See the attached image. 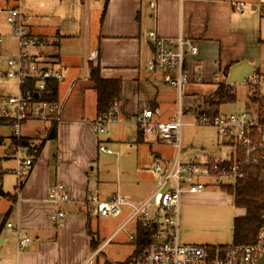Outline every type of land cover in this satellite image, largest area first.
I'll list each match as a JSON object with an SVG mask.
<instances>
[{"label":"crops","instance_id":"obj_1","mask_svg":"<svg viewBox=\"0 0 264 264\" xmlns=\"http://www.w3.org/2000/svg\"><path fill=\"white\" fill-rule=\"evenodd\" d=\"M14 1L6 0L5 9H14ZM78 1L85 30L84 42L78 49L71 41H80L81 37L71 30L70 21L64 23L66 29L60 28L62 20L69 19L68 12L52 17L55 24L49 34L45 33L50 31H42V26L28 15L30 6L25 14L31 46L36 49L29 53L37 63L63 74L58 88L62 109L56 140L45 143L21 189L16 190L18 165L14 156L10 155L4 161L0 159V264H85L93 255L92 264H95L93 260L99 250L119 227L101 244L92 239L86 231L87 220L92 217L90 198L98 196L103 201H110L121 194L139 205L157 189L160 178L155 167L166 170L173 159L164 149L166 145L175 148L156 134H140L136 126L127 122L139 113L143 103L154 107L157 120L176 118L165 116L161 105L175 108V98L165 102L162 97L168 90L178 95L177 90L163 81V74L148 70V64L154 58L148 38L150 31L165 38L182 35L198 47L197 55L187 59V71L193 80L184 86L181 100L183 95L187 98L198 96L200 105L216 90L217 84L236 81L234 73L238 70L242 71L244 82L264 75L261 24L252 12L256 7L246 8L247 4L263 0ZM239 3L243 4L241 9L236 7ZM45 45L50 51L47 54L43 52L45 48L40 47ZM90 63L100 65L103 78L122 81V117L119 122L109 124L102 135L93 129L97 112L96 92L89 80ZM198 77L202 82L196 81ZM206 86H211L209 91L200 94ZM244 89L246 109L250 92L246 87ZM178 101L179 96L177 109ZM12 109L6 111L14 115L15 108ZM36 123L30 120L23 124L25 138L34 140L45 134L49 123L39 126ZM29 124L31 127L27 128ZM101 143L112 154L100 152ZM222 143L227 142L224 139ZM215 153L216 149L210 147L204 157L181 162L220 161L231 155L215 159ZM10 160L12 165H8ZM7 175L14 178L15 194L4 191ZM114 179L115 185H112L110 180ZM60 183L65 185L70 201L56 206L49 201L48 195L50 188ZM204 183L203 191L185 193L181 198L187 208V218L191 220L209 221L220 217L217 210L221 207L234 205L233 196L219 189L214 179ZM8 196L15 197V201ZM58 210H62L65 217L59 223H53L51 215ZM8 223L13 227H8ZM192 233L201 239L200 244L195 245L227 246L218 241L219 237L208 234L207 229L197 230L194 226ZM19 238H30V241L19 248ZM92 241L98 245L96 250ZM134 252L135 248L132 256Z\"/></svg>","mask_w":264,"mask_h":264},{"label":"built area","instance_id":"obj_2","mask_svg":"<svg viewBox=\"0 0 264 264\" xmlns=\"http://www.w3.org/2000/svg\"><path fill=\"white\" fill-rule=\"evenodd\" d=\"M236 7L241 9L243 4L239 3ZM6 13L7 21L14 26L15 34L19 38V54L7 61L8 77L16 80L18 92L9 98V103L15 108V114L4 110L0 113V118L14 121L12 136L18 144L11 145L10 152L18 165L15 174L19 187L34 164L32 158L27 155L28 152L45 137L41 134L40 140H30L27 146H23L20 144L24 137L22 126L32 119L48 123L60 120L62 106L59 102L52 104L33 99L47 90L50 81L61 82L63 74L60 70L37 63L29 53L31 42L28 39L25 16L18 9L7 10ZM148 38L154 50V58L149 62L148 70L163 74V81L177 90L179 96L177 114L171 121H160L156 119L154 107L149 103H143L139 113L128 118L127 122L144 134H156L162 141L172 143L176 157L166 170L160 166L155 167V172L160 178L158 186L144 202L135 205L130 202L128 196L121 194H117L110 201L92 196L89 200L90 215L97 218L119 217L122 208L129 207L132 212L116 233L125 230L132 222L136 223V226L140 224L151 228L153 233L150 234V239L153 242L150 248L140 255L132 256L130 264H256L264 252V225L257 235L256 242L248 246L230 244L220 248L182 244L179 240V207L183 194H194L205 189L206 185L196 183L197 178H212L218 187L228 186L239 179L256 176L260 166L264 169V114L247 109L221 115L215 119L194 114L197 124L215 127L222 137L231 138L234 150L225 160L181 162L179 155L182 151L184 126L181 95L184 86L193 80L187 71V59L189 56L197 55L198 47L182 35L177 38H165L153 30L148 33ZM196 81L200 83L202 78L198 77ZM224 83L230 86L232 91L237 89L234 84ZM244 87L251 91L256 90L260 96H264V75L244 82ZM28 107H32L31 115L26 113ZM121 113V104L118 103L106 114L97 116L93 122L95 133L104 134L109 124L120 121ZM99 151L112 154V151L102 143L99 145ZM48 198L56 206L70 201L66 187L61 183L50 188ZM64 217V212L58 210L51 215V221L59 223ZM155 224L157 227L152 228ZM7 226L11 228L13 224L8 223ZM129 238L135 240V236L129 235ZM29 241L30 238H19L18 247L23 248ZM93 257L94 255L85 264H92Z\"/></svg>","mask_w":264,"mask_h":264},{"label":"rangeland","instance_id":"obj_3","mask_svg":"<svg viewBox=\"0 0 264 264\" xmlns=\"http://www.w3.org/2000/svg\"><path fill=\"white\" fill-rule=\"evenodd\" d=\"M14 9H18L24 16L27 13L29 6L31 7L29 16L36 21V23L42 26V31H50L45 34H49L52 31V27L55 24V21L52 17L60 16L68 12L70 14L69 19L61 23V29L64 28V23L70 21V28L76 34L80 35V41H71L72 44H76L78 49L84 42L85 30L83 29L84 20L80 15L83 16L82 10L79 8L78 0H22L18 2L14 1ZM76 2V3H75ZM6 0H0V113H3L4 110L10 109L13 110L14 106L9 103V98L14 96L18 92V85L15 79L8 77V67L6 66L7 61L10 57H15L20 52L19 47V38L15 34V28L7 21V10ZM11 7V6H10ZM253 7H256V10H252ZM246 8L252 10L255 17L260 21L262 33L264 36V0L256 2L253 5L247 4ZM48 16V17H46ZM261 17V19H260ZM64 18V17H62ZM26 19V16H25ZM43 49V52L46 54L48 51V45L40 46ZM35 46L29 47L28 51L33 52ZM264 57V55H263ZM236 81H233L234 86L237 88L238 99L234 103H227L220 107V113L223 115H229L230 113L242 112L245 110V89L244 81L241 79L242 71L238 70L234 73ZM211 86H206L204 92H199L200 94H205L209 91ZM175 98V108L172 106L167 107L166 104L161 105L162 112L165 116H176V106L178 95H175V91L168 90L163 94V101L168 102ZM198 96L187 98L182 96L181 106L188 113L183 114V144L182 151L179 155L180 161H188L194 158H202L207 155L208 149L210 147L216 149V153L213 154L215 159H224L234 150L233 144L227 143L223 144L222 136L218 133L217 129L212 126L199 125L195 121L193 111L199 105ZM13 106V107H12ZM173 109V110H172ZM37 121L35 125L48 124V122H41L36 119L32 121ZM30 121V120H29ZM41 122V123H40ZM31 123V122H28ZM110 125H108L109 127ZM31 124L27 126L30 128ZM133 129V127H132ZM12 134L13 127L11 126H0V159L10 158V155L13 154L10 152V147L12 144ZM39 138V137H38ZM164 152L167 155H170L172 159L176 157V151L171 146L166 145ZM10 160L8 165H12ZM6 188L4 191H9L11 194H15V182L14 178L11 175H7ZM111 178V176H110ZM212 178H208L210 180ZM203 178H197L196 183L205 185L204 182L208 181ZM213 181V179H212ZM112 185H115V179L110 180ZM228 196V195H227ZM183 197V195H182ZM181 197V198H182ZM186 210V211H185ZM216 211V209H215ZM218 211V216L213 217L209 221L201 222L199 220H191L187 218V208L185 209L184 203L180 202L179 207V240L182 244H200L196 236L192 235V230L195 226V229H207V233L212 234L213 236L219 237V242L223 245H230L233 243L232 238V229L234 217H240L244 215V210L241 208H236L229 206V208H220ZM132 212L131 208L123 207L122 214L119 217H91L89 220V229L91 232V238H95L100 244L103 243L107 237L111 235L127 218V216ZM202 225V226H201ZM136 223L132 222L126 226L125 230L118 233H114L107 243L99 250L96 258L93 260L95 264H130L131 256L135 248V240H131L129 235L135 236ZM200 226V227H197ZM137 228V226H136ZM219 234V235H218ZM195 238V240L189 239ZM136 239V236H135Z\"/></svg>","mask_w":264,"mask_h":264},{"label":"trees","instance_id":"obj_4","mask_svg":"<svg viewBox=\"0 0 264 264\" xmlns=\"http://www.w3.org/2000/svg\"><path fill=\"white\" fill-rule=\"evenodd\" d=\"M105 9V8H104ZM102 17H104V12ZM264 17V9H263ZM29 39V36H28ZM30 40V39H29ZM89 80L92 84L94 91L96 92V112L97 116L106 114L109 112L116 104L122 101V81L119 79H105L101 75V67L99 64L90 63L89 64ZM58 81H50L48 83V88L42 94L34 96V101H47L49 103H58ZM249 90V89H248ZM250 96L248 98V103L246 105L247 110L259 111V114H264V96H260L257 91L249 90ZM237 100V89L232 91L230 86L226 85L224 82L217 84L216 90L207 98L203 99L202 103L197 106L194 113L195 116H206L210 119H215L221 116L220 107L227 103H234ZM28 115L32 113V107H28ZM14 121L12 119L0 118V126H11L13 127ZM57 126L58 122L49 123L45 137L36 138L40 142L35 146L34 149L28 152V156L32 158L33 163L40 157L41 151L45 143L49 141H55L57 138ZM140 134L143 133L139 131ZM227 140L232 143V139ZM34 139V140H36ZM31 139L23 137L20 144L23 146L28 145V141ZM141 141V140H140ZM18 142L15 141L12 136V144L17 145ZM256 176H251L244 179L237 180L234 184L228 186H220L223 192L228 195L233 196L234 205L237 208L245 210V215L242 217H237L233 222L232 238L233 245L248 246L256 242L257 235L264 225V169L263 166L258 167ZM23 182L20 186L16 187V190L21 189ZM11 201H15V197L8 196ZM157 224L153 225L152 228H156ZM86 231L89 236L91 232L89 229V221L86 223ZM153 231L151 228L143 227L138 225L136 228V241H135V255L142 254L145 250L150 248L152 240L150 239V234ZM93 247L96 250L97 246L94 241H92ZM222 246L220 248H224Z\"/></svg>","mask_w":264,"mask_h":264},{"label":"water","instance_id":"obj_5","mask_svg":"<svg viewBox=\"0 0 264 264\" xmlns=\"http://www.w3.org/2000/svg\"><path fill=\"white\" fill-rule=\"evenodd\" d=\"M256 264H264V252H263V254L261 255V257L259 258V260L257 261Z\"/></svg>","mask_w":264,"mask_h":264}]
</instances>
